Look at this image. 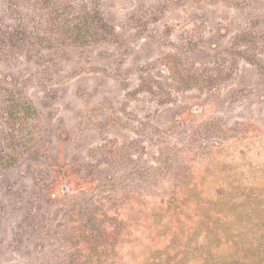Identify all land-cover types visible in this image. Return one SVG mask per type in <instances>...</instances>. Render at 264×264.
I'll list each match as a JSON object with an SVG mask.
<instances>
[{
  "label": "trees",
  "instance_id": "1",
  "mask_svg": "<svg viewBox=\"0 0 264 264\" xmlns=\"http://www.w3.org/2000/svg\"><path fill=\"white\" fill-rule=\"evenodd\" d=\"M262 1L0 0V43L4 45L39 42L41 34L42 41L56 43L60 49L64 43H100V47L87 45L83 60L92 63L95 55L102 53L111 60L116 58L119 66L115 69L119 70L123 65H133L123 60L135 50L129 44L142 37L141 31H150L158 42L162 24L167 39L175 43L174 57L171 51L165 61L157 57L144 60L135 71L141 85L150 82V100L159 108L154 119L159 144L154 143L153 188L148 194L153 199L126 206L113 174L92 175L86 179L88 186L78 190L77 182L72 185L74 171L68 169L71 161L59 154H42L38 163L53 168L52 177L44 186L36 183L34 198L26 187L21 191L15 188L27 176L35 181L37 176L4 172L3 177L10 183L1 195L4 199L13 196L0 209V264H264V168L255 162L230 164L218 159L230 139L220 127L228 131L229 121L220 117L218 123L208 116V126L200 133L201 125L192 121L196 114L190 112L191 107L202 106L197 116L205 117L204 108L230 107L237 102L264 110V89L257 83L233 86L239 60L228 58L229 47L219 44L223 35L225 43L251 41L246 30L255 32L256 25L244 22L239 29L244 38L240 40L239 34L233 37L229 28L223 27L225 19L221 16L219 22L223 25L215 38L214 26H206L207 21L200 19L231 11L259 15L264 8ZM155 12L165 17V22L150 21L148 17ZM175 31L179 35L174 36ZM253 39L259 40L257 34ZM117 44L120 46L116 49ZM51 48L53 45L38 50L43 54ZM104 66L114 67L110 60ZM68 88H53V95L59 90L67 93ZM243 96L249 99L242 101ZM134 100L143 102V98ZM163 118L167 120V131L159 128ZM231 136L237 145L244 143L247 135L241 130ZM230 165L235 170H228ZM239 165H248L250 172L241 171ZM61 168H65L64 175L60 174ZM104 179L112 182L97 185L90 192L89 185ZM62 180L78 190L65 193L64 201L51 196ZM143 194L138 192L136 198ZM82 195L87 198H80ZM78 198L85 205L78 207ZM51 209L62 211V222L19 218L23 214L43 215ZM8 211L13 217L6 216ZM127 257L131 263L125 262Z\"/></svg>",
  "mask_w": 264,
  "mask_h": 264
},
{
  "label": "rangeland",
  "instance_id": "2",
  "mask_svg": "<svg viewBox=\"0 0 264 264\" xmlns=\"http://www.w3.org/2000/svg\"><path fill=\"white\" fill-rule=\"evenodd\" d=\"M221 16L225 19L226 26L223 27H228V32L231 31L233 37L241 35L242 30L239 29L244 22L256 25L257 30H253L255 32L251 29L246 30L249 31L250 36L247 39L251 41L225 43L227 40L222 34L219 44L229 47L231 55H228V58L239 60L232 77L233 86L243 83L249 87L257 83L258 88L264 89V50L261 49V45L264 46V8L259 15L244 14L240 11L204 15L200 19L207 21L206 26H214L215 38L223 25L219 22ZM148 19L150 21L157 19L159 22L162 19L165 22L166 18L155 12ZM160 30L158 42L153 40L150 31H141L142 37L137 42L129 44L131 47L135 46V50L123 60L133 65H123L121 66L123 69L119 70L115 69L119 66L116 58V61L111 60L102 53L95 55L92 63L83 60L88 53L87 45L100 47V43H64L65 46L60 49V46H55L56 43L42 41V34L39 42L5 45L0 43L2 69L0 71V182H2L0 209L7 206L13 196L9 195L4 199L1 195L2 190H5L10 183L8 178L3 177L4 172H19L23 175L29 173L28 175L37 176V181L27 176L19 187L15 188L21 191L26 187V192L30 190L31 198H34L36 183L44 186L47 179L52 177L53 168L38 163L42 154L50 153L59 154L63 159L71 161L68 169L74 171L75 181L72 185L77 182L75 188L78 190L88 186L86 179L91 178L92 175L103 177L113 174L117 177L113 182L117 183L121 200L126 206L131 207L137 202L145 203L152 198L148 194L153 188L151 177L154 143L159 144L154 124L155 114L158 115L159 108L150 100L152 97L150 82L143 81L142 86L135 71L137 65L144 60L157 57L158 60L165 61L170 57L171 51L174 57L175 48L172 44L175 43L167 39L162 24ZM179 33L175 31L174 36ZM255 34L259 37L257 41L253 39ZM37 37L31 41L36 40ZM243 38L244 34L243 37L240 36V40ZM46 45H53V48L45 49L42 54L38 48L48 47ZM119 46L115 45L116 49ZM244 49H247V53H244ZM260 50L263 55L260 54ZM80 52L82 55H79ZM29 56L32 58L28 59ZM109 60L114 65L113 69L104 66ZM143 75L147 76V74ZM122 77L128 78V81L123 80ZM66 86L69 87L67 93L63 94L62 90H59L53 95V88L60 89ZM80 91L83 93L82 96L79 95ZM135 98H143V102L138 104ZM45 99L48 101L46 102ZM248 99L243 96L242 101ZM45 102L46 106H44ZM204 110H206L205 117L197 116L202 113V106L195 105L190 108V112L196 114L192 119L194 125L199 123L202 127L200 133L205 132L208 126V116L214 122L219 123L218 118L223 117L230 123L228 131L220 127L221 132L230 139L225 146L227 147L224 151L225 156L222 155L218 159L221 158V161L230 164L255 165L256 163L258 167L264 168V110L258 105L248 106L246 102H237L230 107L217 105L211 110L208 108ZM165 118L160 122L162 125L159 128L167 131L169 127L165 126L167 123ZM241 130L246 133V140L244 143L237 142V145H234L236 139L231 135L234 133L238 135ZM66 137V141L62 140ZM227 168L231 171L235 170L231 165ZM249 168L248 165H239L238 169L250 172L251 168ZM64 173L65 168H61L60 174L64 175ZM110 182L112 181L97 180L89 185L90 192L95 191L97 185ZM72 185L68 180H62L53 190L52 198L64 201L63 195L74 191ZM78 190L75 189L74 192L78 193ZM140 191L144 193V197L137 199L136 194ZM80 198L85 200L87 197L82 195ZM80 198L77 199L78 207L85 205ZM32 202L34 205L38 204V201ZM61 212L51 209L45 210L43 215L23 214L19 218L33 219L39 223L47 220L57 224L64 219V214L62 215ZM70 214L71 211L68 213L69 218ZM12 215L11 211L6 213V216L13 217ZM171 257L174 255L172 254ZM131 261L129 257L125 259V262L131 263Z\"/></svg>",
  "mask_w": 264,
  "mask_h": 264
}]
</instances>
